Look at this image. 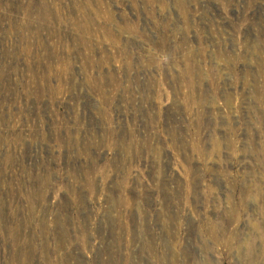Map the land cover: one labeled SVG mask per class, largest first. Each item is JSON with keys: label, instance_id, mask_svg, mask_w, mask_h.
<instances>
[{"label": "rangeland", "instance_id": "1", "mask_svg": "<svg viewBox=\"0 0 264 264\" xmlns=\"http://www.w3.org/2000/svg\"><path fill=\"white\" fill-rule=\"evenodd\" d=\"M0 264H264V0H0Z\"/></svg>", "mask_w": 264, "mask_h": 264}]
</instances>
